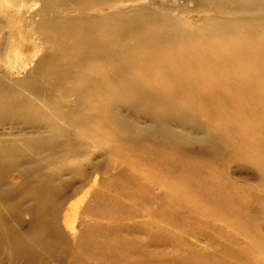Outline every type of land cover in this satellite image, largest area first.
I'll return each instance as SVG.
<instances>
[{"label": "rangeland", "instance_id": "374dc122", "mask_svg": "<svg viewBox=\"0 0 264 264\" xmlns=\"http://www.w3.org/2000/svg\"><path fill=\"white\" fill-rule=\"evenodd\" d=\"M9 1L0 4V86L20 91L31 108L14 106V98L0 105V184L20 201L23 230L31 224L30 198L19 190L25 174L52 184L47 219L55 250L35 264H264V98L246 97L229 110L233 97L221 83L236 78L219 74L211 78L214 96H190L183 120L161 118L140 89L133 106L108 97L113 111L104 119L92 107L100 98H77L85 81L73 75L59 85L44 71L50 47L34 32L43 2ZM53 1L63 16L79 15L75 3ZM215 1L100 0L82 11L120 13L128 27L152 15L159 28L187 30L215 15ZM19 28L36 51L20 53ZM116 65L71 61L59 70L81 66L86 79L99 81V71ZM140 80L130 76L123 85L149 86ZM0 264L27 263L2 249Z\"/></svg>", "mask_w": 264, "mask_h": 264}, {"label": "bare ground", "instance_id": "6f19581e", "mask_svg": "<svg viewBox=\"0 0 264 264\" xmlns=\"http://www.w3.org/2000/svg\"><path fill=\"white\" fill-rule=\"evenodd\" d=\"M41 1L44 12L34 22V32L46 47H50L41 60L44 71L54 75L59 85L73 75L85 81L87 86L77 91V98L89 102L96 96L100 98L102 105L92 107L104 119L108 117L110 120L114 104L107 101L108 97L115 95L119 103L129 102L133 106V93L140 89L141 99L153 100L157 104H153V109L161 118L173 115L183 120L184 110L191 104L187 103L190 96L204 93L214 96L216 90L210 88L211 78L219 74L226 78L228 74H234L236 78V82L227 78V83H221L228 86L223 87L224 91L221 88L223 95L231 94L233 97L228 99L229 110L235 111L246 97L264 98V71L261 70L264 66V0H216L215 15L200 27L168 31L162 26L159 28L157 23L160 20L152 15L148 18L142 16L135 27H128L124 23L125 15L120 13L101 17L84 14L82 10H87L89 3L99 4L100 0H69L78 8L79 15L75 17L63 16L53 0ZM10 3L9 0H0L2 6ZM24 31L19 28L16 32L20 53L28 48L36 51L37 45L31 37L28 39L24 35ZM26 38L31 43H26ZM71 61L86 63L91 68L99 61L117 65L111 71H99L100 80L94 81L85 78L79 69L81 66L78 70H59V67L67 66ZM153 74L160 77L153 78ZM247 75H251L253 81L245 83L243 76ZM130 76L140 78V85L145 83L149 88L123 85ZM106 79L115 85L120 82L121 85L104 86ZM243 82L246 84L244 87L240 86ZM5 88L6 94L2 92ZM19 92L3 83L0 86V105L10 107L14 98L17 103L14 106L31 108L29 101L21 98ZM6 101H9L8 104ZM32 170L38 171L39 165L33 166ZM29 177V173L25 174L19 187L20 192L24 191L30 198L28 211L31 224L26 230H23L21 220L15 215L20 201H13L14 193L0 184V251L7 249L14 260L22 259L27 264H35L38 258L51 257L55 250L53 232L47 219L52 184L40 175L35 179Z\"/></svg>", "mask_w": 264, "mask_h": 264}]
</instances>
